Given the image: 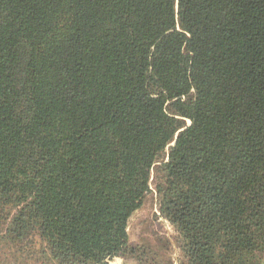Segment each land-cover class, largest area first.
<instances>
[{
  "label": "trees",
  "instance_id": "trees-1",
  "mask_svg": "<svg viewBox=\"0 0 264 264\" xmlns=\"http://www.w3.org/2000/svg\"><path fill=\"white\" fill-rule=\"evenodd\" d=\"M1 249L264 264V0H0Z\"/></svg>",
  "mask_w": 264,
  "mask_h": 264
},
{
  "label": "rangeland",
  "instance_id": "rangeland-1",
  "mask_svg": "<svg viewBox=\"0 0 264 264\" xmlns=\"http://www.w3.org/2000/svg\"><path fill=\"white\" fill-rule=\"evenodd\" d=\"M155 177L151 179V191L153 197L152 213L149 209V202L133 216L129 224L130 242L132 244H147L165 235L171 239V227L158 211V195L155 186ZM148 205V206H147ZM162 218L158 221L156 216ZM155 232V234L153 233ZM0 250V264H12L11 260Z\"/></svg>",
  "mask_w": 264,
  "mask_h": 264
},
{
  "label": "crops",
  "instance_id": "crops-1",
  "mask_svg": "<svg viewBox=\"0 0 264 264\" xmlns=\"http://www.w3.org/2000/svg\"><path fill=\"white\" fill-rule=\"evenodd\" d=\"M112 264H135L131 259H125L122 257H115L112 260Z\"/></svg>",
  "mask_w": 264,
  "mask_h": 264
},
{
  "label": "water",
  "instance_id": "water-1",
  "mask_svg": "<svg viewBox=\"0 0 264 264\" xmlns=\"http://www.w3.org/2000/svg\"><path fill=\"white\" fill-rule=\"evenodd\" d=\"M175 143V142H174ZM174 143L172 145H174Z\"/></svg>",
  "mask_w": 264,
  "mask_h": 264
}]
</instances>
